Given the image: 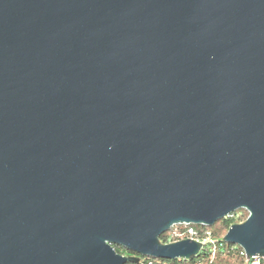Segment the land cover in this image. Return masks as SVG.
<instances>
[{"label":"water","instance_id":"1","mask_svg":"<svg viewBox=\"0 0 264 264\" xmlns=\"http://www.w3.org/2000/svg\"><path fill=\"white\" fill-rule=\"evenodd\" d=\"M239 209L264 258V0H0V264L189 260Z\"/></svg>","mask_w":264,"mask_h":264},{"label":"built area","instance_id":"2","mask_svg":"<svg viewBox=\"0 0 264 264\" xmlns=\"http://www.w3.org/2000/svg\"><path fill=\"white\" fill-rule=\"evenodd\" d=\"M234 213L229 214L226 218H233ZM165 243H177L184 240H193L202 244V249L193 259L177 258L162 262L161 259L153 257H139L137 264H217L219 259L234 257L241 264H264V258H248L245 250L235 244L228 243L223 239L216 237L207 226L192 223H178L171 226L165 233ZM126 255V253H122ZM131 264V263H130Z\"/></svg>","mask_w":264,"mask_h":264},{"label":"rangeland","instance_id":"3","mask_svg":"<svg viewBox=\"0 0 264 264\" xmlns=\"http://www.w3.org/2000/svg\"><path fill=\"white\" fill-rule=\"evenodd\" d=\"M248 217L249 212L246 209H239L234 212L235 224L245 222ZM222 220L218 221L214 226L208 227V229L211 230L216 237H219L221 239L224 238L229 230H227V228L222 224ZM217 264H241V262L234 257H228L219 259Z\"/></svg>","mask_w":264,"mask_h":264},{"label":"trees","instance_id":"4","mask_svg":"<svg viewBox=\"0 0 264 264\" xmlns=\"http://www.w3.org/2000/svg\"><path fill=\"white\" fill-rule=\"evenodd\" d=\"M222 224L227 228V230L233 225L235 224V218H225L222 220ZM161 241L162 242H166V239H165V235H162L161 236ZM116 250L118 253H126V251L121 248V247H118L116 246ZM162 262H168V260H161ZM131 264H137V263H131Z\"/></svg>","mask_w":264,"mask_h":264},{"label":"flooded vegetation","instance_id":"5","mask_svg":"<svg viewBox=\"0 0 264 264\" xmlns=\"http://www.w3.org/2000/svg\"><path fill=\"white\" fill-rule=\"evenodd\" d=\"M126 255H128V253H126Z\"/></svg>","mask_w":264,"mask_h":264}]
</instances>
